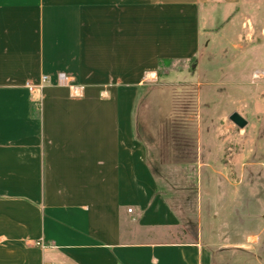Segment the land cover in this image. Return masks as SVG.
<instances>
[{"label":"crops","instance_id":"0c3cea01","mask_svg":"<svg viewBox=\"0 0 264 264\" xmlns=\"http://www.w3.org/2000/svg\"><path fill=\"white\" fill-rule=\"evenodd\" d=\"M240 2L0 0V264H228L202 199L189 238L135 114L160 60L198 55L201 6Z\"/></svg>","mask_w":264,"mask_h":264},{"label":"rangeland","instance_id":"374dc122","mask_svg":"<svg viewBox=\"0 0 264 264\" xmlns=\"http://www.w3.org/2000/svg\"><path fill=\"white\" fill-rule=\"evenodd\" d=\"M238 7H223L217 23L215 9L201 6L198 55L140 88L135 132L182 222L198 226L202 199V220L217 229L215 258L255 264L251 255L264 259V0ZM234 112L245 128L229 119ZM200 162L211 167L201 172ZM188 235L195 240L193 228Z\"/></svg>","mask_w":264,"mask_h":264},{"label":"trees","instance_id":"16d2710c","mask_svg":"<svg viewBox=\"0 0 264 264\" xmlns=\"http://www.w3.org/2000/svg\"><path fill=\"white\" fill-rule=\"evenodd\" d=\"M194 59H195V57H193L192 59H190L189 62L193 61ZM173 64H175V62L172 61V60H160V62H159L160 71L158 73V77L160 78V76H161V70H162L163 67H171V66H173ZM168 71H173V68L169 69ZM167 75H168V73H167ZM177 216L181 220V218H180V216L178 214H177ZM188 216H189V218H191V215H188ZM191 225L192 224H188V225H185L184 224V229L189 232V230L191 231V229L193 228L194 231H195V240H196L197 239V225L193 224L194 225V226L192 225L193 227Z\"/></svg>","mask_w":264,"mask_h":264},{"label":"water","instance_id":"95a60500","mask_svg":"<svg viewBox=\"0 0 264 264\" xmlns=\"http://www.w3.org/2000/svg\"><path fill=\"white\" fill-rule=\"evenodd\" d=\"M196 68V63L192 65L191 70L194 71ZM229 119L240 129L245 128L248 125L247 119H245L240 113L234 112L230 115Z\"/></svg>","mask_w":264,"mask_h":264},{"label":"built area","instance_id":"2783aa9c","mask_svg":"<svg viewBox=\"0 0 264 264\" xmlns=\"http://www.w3.org/2000/svg\"><path fill=\"white\" fill-rule=\"evenodd\" d=\"M59 79H60V81H64V79H66L64 73H60V74H59ZM42 81H43V82H46V81H47V77L44 76L43 79H42ZM76 94H80V92H78V93H76ZM129 211H131V209H130Z\"/></svg>","mask_w":264,"mask_h":264}]
</instances>
